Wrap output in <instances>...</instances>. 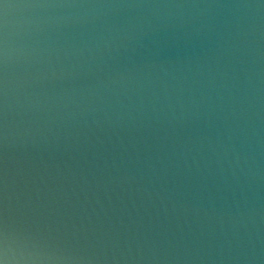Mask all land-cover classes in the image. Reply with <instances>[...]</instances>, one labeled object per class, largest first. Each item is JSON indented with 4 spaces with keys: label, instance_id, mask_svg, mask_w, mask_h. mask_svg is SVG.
I'll list each match as a JSON object with an SVG mask.
<instances>
[{
    "label": "water",
    "instance_id": "obj_1",
    "mask_svg": "<svg viewBox=\"0 0 264 264\" xmlns=\"http://www.w3.org/2000/svg\"><path fill=\"white\" fill-rule=\"evenodd\" d=\"M0 264H264V0H0Z\"/></svg>",
    "mask_w": 264,
    "mask_h": 264
}]
</instances>
